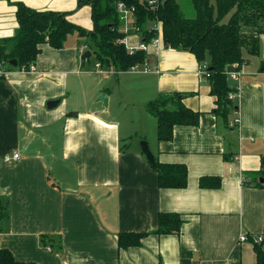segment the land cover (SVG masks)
<instances>
[{
	"label": "crops",
	"instance_id": "0c3cea01",
	"mask_svg": "<svg viewBox=\"0 0 264 264\" xmlns=\"http://www.w3.org/2000/svg\"><path fill=\"white\" fill-rule=\"evenodd\" d=\"M15 2L67 11L71 22L92 27L90 7L77 8V0H0L1 42L16 31ZM132 23H121L126 47L145 43ZM83 38L69 34L61 48L44 43L33 69L0 78V249L36 264H256L264 186L245 184L243 172L259 169L264 154V49L257 61L245 56L233 94L237 111L226 124L211 112L215 97L195 56L163 40L145 43V62L126 70L147 81H134L138 96L120 99L123 114L114 110L94 74L118 72L98 62L89 67ZM145 66L149 72L136 69ZM174 91L188 94L183 103L199 111V122L175 125L172 138L159 141L145 104ZM51 100L58 103L48 108ZM144 140L154 160L186 165L184 188L158 187ZM14 152L18 159L5 160ZM203 175L220 176V185L199 187ZM160 212L183 216L179 234L152 232ZM123 231L148 233L140 245L119 249Z\"/></svg>",
	"mask_w": 264,
	"mask_h": 264
},
{
	"label": "trees",
	"instance_id": "16d2710c",
	"mask_svg": "<svg viewBox=\"0 0 264 264\" xmlns=\"http://www.w3.org/2000/svg\"><path fill=\"white\" fill-rule=\"evenodd\" d=\"M118 1L133 7L132 24L145 43L160 32L165 47L188 51L195 56L199 65H207L209 92L215 97L211 112L227 124L230 114L237 111V104L230 95L237 93L238 84L229 77L226 67L237 64L236 70H240L247 61L245 53L257 55L260 52L261 39H264V0H190L195 10L192 17L184 15L177 0H155L152 3L150 0H77V8L84 5L90 7V29L71 22L68 19L70 12L36 10L22 2H15L16 31L12 37L0 41V54L6 63V70H28L42 44L61 48L67 36L74 32L80 37L89 38L97 62L105 68L121 72L144 63L146 50L137 48L130 53L124 42L120 41L124 32L116 9ZM147 20L160 22V30L147 28ZM12 59L17 62L15 66L9 64ZM259 66L264 70V61ZM187 95L176 91L159 92L145 104L146 111L156 119L159 141L170 140L175 125L198 124L199 111L183 103ZM154 167L158 187L184 188L187 185L185 164L155 159ZM260 177L264 178V154L260 157L259 169L243 172V182L264 186V182L258 181ZM48 180L52 187H57L50 178ZM220 182L218 175H203L198 179V186L216 188ZM183 222L184 218L178 212H160L157 226L152 232L158 235L179 234ZM147 233L119 232L117 245L119 249L140 245ZM261 236L259 243L253 241L256 264H264V251L261 248L264 230ZM0 264L36 263L18 261L9 250L0 249Z\"/></svg>",
	"mask_w": 264,
	"mask_h": 264
},
{
	"label": "rangeland",
	"instance_id": "374dc122",
	"mask_svg": "<svg viewBox=\"0 0 264 264\" xmlns=\"http://www.w3.org/2000/svg\"><path fill=\"white\" fill-rule=\"evenodd\" d=\"M179 4L185 16L192 17L195 15V10L190 0H179ZM155 24H156L155 20H147L145 26L147 28H151V27H155ZM126 28L130 29L131 31L133 27L132 25H127ZM84 41L86 42V45L88 46V50L92 51V48L90 46L91 42L89 38L87 37L83 38L82 42ZM261 47L264 49V39L263 38L261 39ZM245 56L249 57L247 53H245ZM252 56L253 57L251 59L253 60L255 59L257 61L256 56L255 55H252ZM96 62L97 60L92 51V55L88 61V66L91 68H94V65ZM143 68L144 67L142 68L137 67L136 69L142 70ZM94 76L100 79V80H94L97 85H99L100 82H105V87L107 88V92L110 93L111 100L113 102L112 107L114 108V110L121 112V114H123L126 109L122 108V103L120 102V99H130L140 94V92H137L140 88L136 90L132 87L133 85H135L134 81L142 80L143 84H146V81H147V79L142 78V76L138 77V74L134 75L133 73H130L128 71L118 72L117 74L111 71V72H108V74H105V76L96 75V74H94ZM144 141H148V140H144ZM147 145H148V142H147Z\"/></svg>",
	"mask_w": 264,
	"mask_h": 264
},
{
	"label": "built area",
	"instance_id": "2783aa9c",
	"mask_svg": "<svg viewBox=\"0 0 264 264\" xmlns=\"http://www.w3.org/2000/svg\"><path fill=\"white\" fill-rule=\"evenodd\" d=\"M155 0H150V2H154ZM116 9L118 11V14H119V17H120V20L123 21L124 23L127 22L128 18L129 17H132L133 18V7H128L125 5L124 2L122 1H118L117 4H116ZM159 30V29H158ZM150 43L153 45V46H158L159 44L162 43V37L160 35V32L159 34H157V36L153 37L150 41ZM146 44L145 43H141L139 46L137 47H127L128 50L130 51V53H132L135 49L139 48V49H146ZM85 48V45L81 46L80 47V51L82 52V50ZM100 64L97 63V66H99ZM6 63L4 62V60L1 58V54H0V76L4 75L5 72H6ZM137 66V65H136ZM233 67H235V71H227L228 74H229V77L233 80H237L241 70H236V66L237 64H234V65H231ZM135 67V66H134ZM133 67V68H134ZM29 68L30 69H33V64H30L29 65ZM28 68V70H29ZM143 71L144 72H149L150 71V68L145 66L143 68ZM199 74L201 75H205L207 76L208 73H207V65L206 64H203V65H199ZM231 97H233V94L230 95ZM237 121V119L235 120V122ZM19 158V153L18 152H14L13 154L11 155H8V156H5V160H15V159H18ZM246 239V236L245 234H241L239 236V240L241 241H244ZM262 239V236H257L256 238H254L255 242H260Z\"/></svg>",
	"mask_w": 264,
	"mask_h": 264
},
{
	"label": "water",
	"instance_id": "95a60500",
	"mask_svg": "<svg viewBox=\"0 0 264 264\" xmlns=\"http://www.w3.org/2000/svg\"><path fill=\"white\" fill-rule=\"evenodd\" d=\"M165 44V42H164ZM91 55V51L90 50H86L82 53L81 55V58L84 59V58H89ZM9 64L12 65V66H15L17 64L16 60L15 59H12L9 61ZM210 69V68H208ZM226 70L227 71H235V67L231 66V65H228L226 67ZM58 103V100H51V101H48L47 102V107L48 108H52L54 106H56ZM141 148H142V151L143 153L145 154L146 158L148 159L149 163L152 165V166H155V160H154V156L153 154L151 153V151L149 150L148 146H147V143L145 141H142L141 142ZM259 181L260 182H264V178L260 177L259 178Z\"/></svg>",
	"mask_w": 264,
	"mask_h": 264
}]
</instances>
